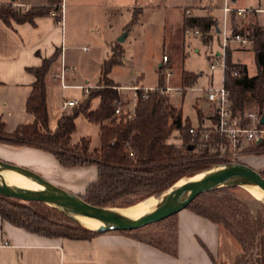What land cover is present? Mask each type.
<instances>
[{
  "label": "trees",
  "instance_id": "16d2710c",
  "mask_svg": "<svg viewBox=\"0 0 264 264\" xmlns=\"http://www.w3.org/2000/svg\"><path fill=\"white\" fill-rule=\"evenodd\" d=\"M60 3L61 0H50L46 7L31 8L25 12L10 5H0V19L6 25H10V21L18 24L32 23L36 17L49 15ZM249 19H255V14H249L246 21L238 20L233 13L230 15L232 33L248 37L257 67L256 75L248 77L246 67L232 63L229 53L227 54L224 85L229 92L235 116H242L248 111L264 115V28L257 23L249 24ZM184 24L207 34L212 29H217L218 22L214 17L185 18ZM121 54L119 48L111 49V54L102 64L97 86L70 113L61 115L54 130L48 126L45 80L57 59L56 54L44 60L39 68L30 70L35 82L26 99L25 112L33 116V123L18 126L13 132L7 133L5 124L0 121L1 145L44 151L67 169L94 167L96 179L79 196L85 202L101 208L130 207L168 191L180 180L190 179L213 167L227 165L206 148L195 150L197 139L189 134L192 125L187 119H183L181 110L170 103L169 97L161 96L158 92L149 93L143 98V92L138 91L134 114L130 120L114 116L115 109L124 104V97L117 90L120 86L108 75L113 67L121 64ZM167 64L166 61L158 68L160 84L163 80L161 77L168 69ZM234 71H237V76L232 75ZM196 81V75L182 73L183 88H192ZM94 99L99 100V105L97 109L91 110ZM79 116L99 126V147L91 154L89 139L70 145L75 120ZM260 126L264 128V122ZM179 142L182 144L181 149L175 147V143ZM235 191L236 187L233 185L216 188L196 197L186 209L222 227L237 241L241 248L237 264H264V204L259 202V212L252 216L246 204L235 195ZM176 215L150 224H164L161 230L152 235L143 232L144 227L123 233H131L137 240L175 255L176 222L172 231L166 224ZM0 219L48 239L85 241L103 234L86 228L57 208L2 195Z\"/></svg>",
  "mask_w": 264,
  "mask_h": 264
},
{
  "label": "rangeland",
  "instance_id": "374dc122",
  "mask_svg": "<svg viewBox=\"0 0 264 264\" xmlns=\"http://www.w3.org/2000/svg\"><path fill=\"white\" fill-rule=\"evenodd\" d=\"M120 1V6L113 7L109 12V16L106 19L107 24H101L100 30L104 32V35L99 38L93 34L90 35L89 30L91 27L88 24L76 27L70 23H65L63 27L65 34L69 39L74 40V42L70 43L67 41L63 49V56L65 57V64L73 67L75 70L66 76L65 84L68 86L67 89H62L59 83L53 80L52 75L57 70L48 72L51 111L48 122L49 129H55V116L64 101L83 102L87 97L84 96L82 88L86 86L95 88L97 86L107 44L109 45L107 46L108 52L111 50L110 47L113 46L119 48L122 53L121 64L113 67L108 75L110 79L121 87L129 86L133 78L139 79V86L142 88L151 89L158 87L160 84L158 66L162 64L163 56L167 57L168 64L166 66L169 68L168 71L173 75L171 79L165 80L164 78L165 85L183 88L181 83L182 73L188 72L196 75L197 82L192 87L193 90H183L182 92L173 93L169 98L170 103L177 110H181L184 119H187L192 126H197L198 121L202 120L209 111L207 109L208 103L203 102L199 107L196 98L199 95L201 96V93L195 89L209 88L211 75L213 76L211 86L213 88L220 87L223 80V70L221 67H217L213 72L209 68L211 63H216L209 55L215 57L216 53H221L220 39H217L215 35L209 36L210 34H214L215 30L212 29L210 34L202 33L201 36L187 35L185 33L188 26L182 23V19L180 18L183 16L185 19V10H189L193 14L190 7L185 9L190 5L192 0H130L135 5L134 8L133 6H128L125 2L122 3L123 0ZM222 2V0H213L214 10L212 15L220 17V25L222 23ZM229 5L230 7L236 8L237 6L244 9L249 7L255 8L259 5L260 7H264V0H237L236 3H230ZM201 9H203L202 6ZM178 17L179 21L176 22L175 26H172V23ZM133 20L135 21L133 22ZM96 26L99 28L100 25L96 24ZM171 26L172 28L170 29ZM96 31L99 34V30L96 29ZM124 34H126L124 41L119 43L118 39ZM203 43H207L208 45L213 43L211 50H207L206 47L201 46ZM234 45H230L226 57L229 49ZM83 47H87L88 50L84 51ZM231 57L233 62L239 60L244 63L250 75L256 73L253 53L250 47L239 52H233ZM160 85L162 86L163 83L161 82ZM121 94L125 102H130L133 97V93L127 90H122ZM7 95L6 89H0V97L3 98ZM98 105L99 100L94 99L91 102V110L97 109ZM2 119L3 122H6L10 126L31 122V118L25 113L14 114L9 119L4 115ZM82 139L90 140L89 154L99 147V126L89 123L83 116H79L75 120V131L71 136L70 145H77ZM0 161L26 168L54 186L81 196L84 194V190L92 178L95 177L96 179L95 168H63L51 154L23 146H0ZM239 164H244V161L241 160ZM216 168L218 167H213L210 170ZM91 172H93V177L90 175ZM258 173L264 176V171ZM187 180L189 179H183L184 182ZM229 185L236 187L235 195L246 204L250 214L255 216V213L259 212V202L261 201L254 199L244 189L241 180H232L224 186ZM171 190L169 189L155 196L157 197V205L165 199ZM130 207L111 209L121 210ZM175 222L176 217H173L172 221L166 224L168 228H171V231ZM162 226L164 224L149 225L143 228V232L152 235L161 230ZM240 254L241 248L237 241L225 229L220 227V247L218 252L213 256L215 264H237ZM253 255V258H255V251H253Z\"/></svg>",
  "mask_w": 264,
  "mask_h": 264
},
{
  "label": "crops",
  "instance_id": "0c3cea01",
  "mask_svg": "<svg viewBox=\"0 0 264 264\" xmlns=\"http://www.w3.org/2000/svg\"><path fill=\"white\" fill-rule=\"evenodd\" d=\"M49 1L0 0V5H10L21 12H25L31 8L46 7L49 5ZM120 2V0H65V2L61 0L64 6L61 25L56 24L50 14L36 17L32 23L18 24L10 21V25H6L0 19V89H6L8 93L7 96L0 97V121L3 120L4 115L9 119L14 114L19 113H25L31 118L30 123L11 126L2 121L6 126L5 132L11 133L18 126L33 123V116L25 112V102L31 91V86L35 82V77L30 70L39 68L44 60L50 59L54 54L57 55V59L52 64L50 72L58 70L61 62L65 64V57L63 56L64 46L67 41L70 43L74 42L65 34L63 28L65 23H70L76 27L88 24L91 27L89 30L90 35L93 34L99 38L104 35V32L100 30L101 24H107L106 19L109 16V12L113 7L120 6ZM123 2L127 3L128 6L130 5V7L133 6L134 8L135 6L130 0H123ZM236 2L237 0L232 3ZM201 6L203 9H201ZM189 7L193 11L191 18L214 17L217 19V29L214 34L209 36L215 35L219 39L217 31L221 27L220 17L212 15L214 10L213 0H192L185 9ZM236 8L238 7L236 6ZM247 9L264 10V7L259 5L258 7H249ZM178 19L179 17L174 20L172 26L176 25V22L179 21ZM180 19L184 23V17L182 16ZM255 19L256 21L249 19V24L257 23L258 26L264 28V13L255 14ZM96 24L100 25L99 28L95 27ZM96 29L99 30V34H97ZM212 44L203 43L201 46L211 50ZM107 46L109 45H106L102 64L111 54V50L107 51ZM248 47L252 51L251 45ZM110 48L112 49L113 46ZM246 48L234 45L231 46L228 53L232 63L245 66L248 77H253L256 73L250 75L244 63L239 60L233 62L231 57L233 52H239ZM83 50L87 51L88 48L83 47ZM252 53L256 66L255 55L253 51ZM217 54H215V57L209 56L214 61ZM162 64H164L163 60ZM166 70H169V68ZM165 72L161 77V80L163 79L162 83H164ZM48 76H46L45 82L49 117L51 111ZM137 80L139 83V79ZM212 83L213 76L211 75L208 87H211ZM203 98L205 99V96L202 93L201 96L199 95L196 98L199 107L203 102L208 103ZM207 109L209 111L208 114L198 121L197 126H208L211 123L212 111L208 104ZM70 112L71 109L62 111V107L59 108L55 116L56 123L61 115ZM51 130H54V128ZM0 146L3 145L0 144ZM242 160L244 164L253 170L257 172L264 171V154L246 155ZM90 175L93 177V172ZM94 180L95 177L92 178L91 182ZM219 247L220 227L187 209L180 211L176 215L175 255L141 242L131 233L106 232L85 241L48 239L28 233L9 223L2 222L0 219V264H215L213 256L218 252Z\"/></svg>",
  "mask_w": 264,
  "mask_h": 264
},
{
  "label": "built area",
  "instance_id": "2783aa9c",
  "mask_svg": "<svg viewBox=\"0 0 264 264\" xmlns=\"http://www.w3.org/2000/svg\"><path fill=\"white\" fill-rule=\"evenodd\" d=\"M232 0H223L222 5V23L221 27L217 31V35L220 39L221 53H218L215 62L210 64V70L214 71L216 68L221 67L223 70L222 85L217 88H198L196 91L202 93L208 102L212 111L211 123L208 126H197L189 129V134L197 139L195 150L200 148L208 149L210 154H213L215 158L225 161L228 164H239L242 158L246 155L264 154V128L260 126L261 115L257 111L245 112L242 116H235L232 113V104L228 90L224 85V70L226 63V53L231 44H235L237 47L246 48L250 46V40L246 35L232 33L230 29L229 19L233 13L235 17L240 21H246L249 14L264 13V10L258 9H244L230 7ZM63 4L57 5V7L50 12V16L57 20L56 24H62ZM186 18L192 17V12L189 10L184 11ZM187 35L201 36L202 32L198 28L187 27L185 30ZM207 34H210L207 33ZM163 63L167 61L166 56L162 58ZM75 69L73 67L65 65L61 62L59 69L53 73V80L57 81L62 89H67L65 84L66 76L72 73ZM233 76H237V71H234ZM172 73L166 70L165 80L170 79ZM90 87H83L82 91L85 97L88 96ZM117 90L131 91L133 97L130 102H125L121 106H118L114 111V116L117 118L124 117L125 120H130L134 114L136 93L138 91L143 92L142 97L145 98L147 94L158 92L161 96L170 97L171 94L193 90V88H180L170 87L167 84L159 85L158 87L146 89L139 86L136 78L132 79V82L127 87H118ZM80 102L77 101H64L62 104V111H67L77 106ZM248 122L249 124H245ZM177 149L182 148L181 142L175 143Z\"/></svg>",
  "mask_w": 264,
  "mask_h": 264
},
{
  "label": "water",
  "instance_id": "95a60500",
  "mask_svg": "<svg viewBox=\"0 0 264 264\" xmlns=\"http://www.w3.org/2000/svg\"><path fill=\"white\" fill-rule=\"evenodd\" d=\"M235 0H232V2ZM124 34L118 39L122 43ZM264 115L260 123L263 124ZM15 172L24 177L38 189L29 190L10 186L5 183L2 173ZM254 186L264 193V178L260 173L244 164H228L206 171L199 180H187L182 185L171 188L154 210L142 218H130L111 208H101L85 202L79 195L54 186L34 172L16 165L0 161V195L23 202H39L57 208L74 220L86 218L97 221L101 226L94 230L100 233L134 231L147 225L163 221L185 210L199 195L223 187L232 180ZM262 204H264L262 202Z\"/></svg>",
  "mask_w": 264,
  "mask_h": 264
},
{
  "label": "bare ground",
  "instance_id": "6f19581e",
  "mask_svg": "<svg viewBox=\"0 0 264 264\" xmlns=\"http://www.w3.org/2000/svg\"><path fill=\"white\" fill-rule=\"evenodd\" d=\"M205 173H201L199 175H196L192 178H188L189 180H199L202 178V176ZM3 179L6 184L10 186H15L18 188H23V189H29V190H35L38 189V187L32 183H30L28 180H26L24 177L20 176L19 174L15 172H5L2 173ZM185 183L183 180H180L177 184H175V187H178ZM244 189H246L253 197L254 199H257L261 202H264V193L260 189L248 185V184H243L242 185ZM157 197L153 196L147 199L144 202H141L133 207L127 208V209H121L117 210L118 213L130 217V218H142L146 214L152 212L154 208L157 205ZM81 223L88 229L90 230H96L98 229L101 224L97 221L86 219V218H80Z\"/></svg>",
  "mask_w": 264,
  "mask_h": 264
}]
</instances>
